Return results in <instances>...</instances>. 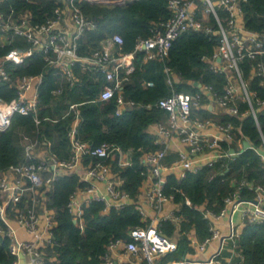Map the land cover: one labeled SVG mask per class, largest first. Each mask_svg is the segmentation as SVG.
<instances>
[{"label": "built area", "instance_id": "built-area-1", "mask_svg": "<svg viewBox=\"0 0 264 264\" xmlns=\"http://www.w3.org/2000/svg\"><path fill=\"white\" fill-rule=\"evenodd\" d=\"M6 1L0 0V3ZM53 1L56 5L43 22L33 21L29 10L20 14L12 11L7 15L0 12V37L5 38L2 45L12 44L16 37L22 38L28 45L26 49L14 48L0 57V86L9 85L16 94L10 102L0 100V131H6L11 126L16 114L31 116L36 130L44 122L55 124L72 116L68 127L71 148L68 160H60L51 154L52 143L48 139L23 132L20 134L24 144L23 161L0 168V235L10 241L11 253L17 257L14 264H21L20 255L25 257L26 264H44V249L53 243L52 229L55 225V212L47 208V192L66 174H76L81 182L86 183L85 187L74 192L67 206L81 230L84 229L83 207L93 201L104 203L105 212L135 204L145 223L132 228L127 238L112 239L101 257V264H209L189 256L171 258L178 250V241L166 235L164 226L167 223L180 226L183 221L179 216L182 205L176 203L174 195L167 194L165 189L170 175L181 180L205 167L212 168L217 164L224 167L227 160L235 157L230 152L232 149L225 150L222 143L232 144L235 131L240 127L232 122H220L218 116L227 114L242 118L251 115L259 125L258 113L264 108V100L251 90L250 79L257 78L264 86V32L245 26L244 5L248 0H168L171 16L152 25L149 36L138 38L133 51L124 52V40L115 34L100 47L85 54L80 53L81 41L87 31L96 28V23L81 10L79 3L83 0ZM84 1L103 6H122L133 0ZM187 32L216 36L213 54L204 56L203 60L214 73L225 76L223 93L219 94L213 86L200 82L193 83L194 91L174 90L180 79L166 65V61L174 41ZM35 53L43 56L46 70L53 69L71 88L84 84V77L94 81L102 79L101 92L96 101L116 99L117 116L139 107L122 94L135 70L137 55L142 53L145 62L158 60L164 63L166 82L172 88V94L156 104L166 115L164 121L152 126L154 143L158 148L142 156L141 194L145 198L144 203L141 202V195L135 202L123 189V180L113 168V162L120 168L133 166L132 152L108 142L93 146L79 138V107L82 103H68V109L61 118L41 116V88L45 72L14 78L12 70L23 65ZM245 61L251 65L250 79L243 75L242 64ZM145 86L153 87L154 83L147 82ZM61 93L62 88L53 91L55 96ZM241 103L248 104L244 113L240 112ZM209 112L215 117L204 115ZM245 140L236 141L240 150H235L236 155L245 150ZM176 142L178 148L173 150ZM261 149L264 150V146ZM173 155L175 158L169 162ZM89 158L96 159V162L87 164ZM98 184L104 185V192H100ZM244 186L254 190L253 201L241 199ZM242 203H247L242 212V220L246 224L264 223V185L255 187L246 182L240 183L235 192L226 198L219 214L204 207L198 209L210 222L230 217L232 226V215ZM185 204L192 206L189 199L185 200ZM19 230H25L31 239L20 238ZM211 231L212 236L204 241H191L198 252H206L213 240L223 239L212 224ZM235 236L239 235L231 227L227 239L232 240ZM220 252L213 256L211 264H221L218 260ZM229 264L236 263L231 261Z\"/></svg>", "mask_w": 264, "mask_h": 264}, {"label": "trees", "instance_id": "trees-1", "mask_svg": "<svg viewBox=\"0 0 264 264\" xmlns=\"http://www.w3.org/2000/svg\"><path fill=\"white\" fill-rule=\"evenodd\" d=\"M55 5L53 0H8L0 3V12L7 15L12 11L20 14L29 10L33 14V21L43 22L50 16ZM79 6L84 15L96 23V28L87 31L81 41V54L100 47L115 34L124 40L122 50L131 52L138 38L149 36L152 25L171 16L168 0H133L122 6H103L83 0ZM244 21L248 29L264 32V0H248L244 5ZM17 38L10 45L0 43V57L14 48L25 49L28 46ZM216 44V36L197 32L184 33L174 41L166 65L180 79V83L174 86L176 92L194 91V82L213 86L219 94L224 92L225 76L214 73L203 60L204 56L213 54ZM250 66L248 61L242 64L246 79H250ZM164 67L161 61L145 62L142 53L137 55L135 70L122 94L127 100L139 104V107L126 110L121 116L116 115V99L96 101L101 92L102 79L94 81L93 78L87 80L84 77V84L71 88L53 69L46 70L43 56L39 53L28 58L23 65L12 67V70L14 78L45 72V82L41 88L42 117L61 118L68 109V103H82L79 107L78 130L81 140L93 146L108 142L132 152L133 166L120 168L113 162V168L123 180V189L137 202L143 183L142 156L158 148L154 143L152 126L166 118L156 104L172 94V88L166 82ZM147 82H153L154 86L146 87ZM250 82L251 90L264 100V86L260 85V80L251 78ZM57 88H62L59 96L53 94ZM15 96L14 88L9 85L0 86V100L10 102ZM247 110L248 104L241 103L240 112ZM204 115L215 117L210 112ZM217 118L220 122H232L240 127V130L235 131L232 144L222 143L225 150L235 149L239 152L236 142L239 139L249 140L254 148L227 160L224 167L221 164L212 168L205 167L196 174H187L181 180L174 175L168 176L166 193L174 195L175 202L181 203L179 216L183 218L178 250L171 256L174 259L194 252L188 238L191 231L195 232L199 241L212 236L211 222L198 207L219 214L226 198L235 192L240 183L246 182L255 187L264 185V158L257 152V149L264 146V108L258 113V126L251 115L236 118L223 114ZM71 120L72 116L60 119L55 124L47 121L36 130L31 116L16 114L11 126L6 131H0V168H8L23 161L24 144L20 135L23 132L32 137L48 139L52 143L51 154L60 160H68L71 155L68 139ZM174 158V155L171 156L169 162ZM91 161L96 162V159L89 158L86 163ZM85 186L86 183L81 182L76 174H66L47 192V208L55 212V225L52 229L53 243L44 249V264H101V257L112 239L127 238L132 228L145 224L135 204L105 212L104 203L93 201L83 207L84 229L81 230L74 223L67 206L74 192ZM254 198L255 192L249 186L241 189L242 200L253 201ZM186 199L191 201V207L185 204ZM174 230L172 224H165L166 235L171 237ZM229 250L240 255L234 256L233 263L264 264V223L246 224L239 236L228 240L218 257L223 264H226L224 258L231 256ZM16 261L17 257L11 253L9 239L0 235V264H14Z\"/></svg>", "mask_w": 264, "mask_h": 264}, {"label": "crops", "instance_id": "crops-1", "mask_svg": "<svg viewBox=\"0 0 264 264\" xmlns=\"http://www.w3.org/2000/svg\"><path fill=\"white\" fill-rule=\"evenodd\" d=\"M5 41L4 37H0V43L2 44ZM153 131V128H152ZM178 148V143L176 142L173 146V150H176ZM99 190L100 192H104V185L103 184H98ZM141 202L144 203L145 198L144 196L142 197L141 194ZM247 206V203H242L239 205L238 209L233 213L232 215V226H231V222H230V217H225L219 220H213L211 221L212 226L216 229L219 230L221 233L222 238H224L225 236H228L231 232V227L233 228L234 232L236 235H240L244 229V227L246 226V223L242 220V212L244 210V208ZM172 207V206H171ZM170 207V208H171ZM174 208V207H173ZM174 226V225H173ZM175 230L173 232V235L171 237H173L174 239H176L177 241L180 238V226H174ZM19 237L24 239V240H30L31 237L30 235L25 231V230H19ZM188 238L190 241V247L194 250L193 253H187L185 256H189L191 257L193 260L199 261V262H209V264H211V260L213 259V256L219 252V250L221 251L220 253H222V251L225 249V245L228 241V239H225L223 242V246H222V239H215L213 240L210 244L208 249L206 250V252H198L192 245H191V241H199L196 237V234L194 231H191L188 234ZM222 246V249H221ZM230 252H232L231 250H229ZM221 255V254H220ZM237 254L235 253V251H233L231 253V256H226L225 259V263L229 264L231 261L233 262V258L234 256H236ZM221 264L222 263V260Z\"/></svg>", "mask_w": 264, "mask_h": 264}, {"label": "water", "instance_id": "water-1", "mask_svg": "<svg viewBox=\"0 0 264 264\" xmlns=\"http://www.w3.org/2000/svg\"><path fill=\"white\" fill-rule=\"evenodd\" d=\"M243 145H244V149H245V150L250 149V148L253 147L252 144H251L248 140H245V141L243 142ZM230 152H231L234 156H237V155L235 154V149H232ZM257 152H258L259 155H261L262 157H264V150H263V149L259 148V149H257ZM74 223H77V221L74 220ZM227 238H228V236H225V237L222 239V244H223L224 240L227 239ZM20 258H21V262H20V263H21V264H26L25 257H24L23 255H20Z\"/></svg>", "mask_w": 264, "mask_h": 264}, {"label": "rangeland", "instance_id": "rangeland-1", "mask_svg": "<svg viewBox=\"0 0 264 264\" xmlns=\"http://www.w3.org/2000/svg\"><path fill=\"white\" fill-rule=\"evenodd\" d=\"M17 39H19V40H21V41L24 42V40H23L22 38H17ZM26 48H28V46H25V49H26ZM42 155H45V152H44V153L42 152Z\"/></svg>", "mask_w": 264, "mask_h": 264}]
</instances>
